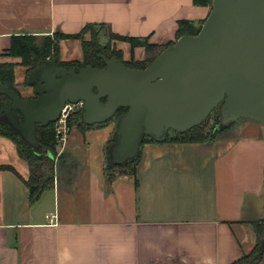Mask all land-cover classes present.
<instances>
[{
  "label": "crops",
  "instance_id": "1",
  "mask_svg": "<svg viewBox=\"0 0 264 264\" xmlns=\"http://www.w3.org/2000/svg\"><path fill=\"white\" fill-rule=\"evenodd\" d=\"M212 1L0 0V64L12 62L14 37L76 35L90 25L168 48L179 39V22L202 27ZM121 45L124 62L132 54L147 60L144 48ZM59 47L60 56L75 50L80 60L81 41ZM106 124L73 133L74 173L65 179L56 166L52 186L34 204L30 167L0 135V165L21 177L0 171V264H236L253 254L255 224L264 221V126L242 120L234 134L212 142H178L176 134L163 144L146 140L135 172L110 182L106 148L118 124ZM104 126L105 135H89Z\"/></svg>",
  "mask_w": 264,
  "mask_h": 264
},
{
  "label": "water",
  "instance_id": "2",
  "mask_svg": "<svg viewBox=\"0 0 264 264\" xmlns=\"http://www.w3.org/2000/svg\"><path fill=\"white\" fill-rule=\"evenodd\" d=\"M101 59L104 68L79 71L47 61L29 74L37 99L0 83L11 102L0 107V123L39 154L38 128L57 124L67 104L82 105L87 126L126 109L109 148L112 167L135 162L146 138L163 144L172 132L200 127L218 108L220 131L242 120L264 126V0H213L198 35L181 37L145 69Z\"/></svg>",
  "mask_w": 264,
  "mask_h": 264
},
{
  "label": "trees",
  "instance_id": "3",
  "mask_svg": "<svg viewBox=\"0 0 264 264\" xmlns=\"http://www.w3.org/2000/svg\"><path fill=\"white\" fill-rule=\"evenodd\" d=\"M212 0H195L196 5L207 6L211 3ZM178 38L180 39L183 36H196L198 35L201 27H196L191 22H179L178 24ZM103 26L90 25L87 26L83 31L76 35H55L54 37L58 41L64 40H79L82 42V52L83 59L81 63H61L62 66L66 68H76L77 70L84 67H97L104 68V62L101 59L102 55L108 56L111 59H117L120 62L124 63L130 69H145L151 62H153L167 47H160L158 45H152L149 43L148 39H137V38H129L124 36L112 35L111 37L122 43L130 44L132 52L137 48H144L146 53L148 54V58L146 61L138 62L135 60V57L132 54V61L124 62L123 61V52H114L111 55L108 51H102L103 48L100 42L97 40L94 43H87L83 39V35L87 32L93 33L95 36H101L104 32L102 29ZM101 29V30H97ZM45 38V37H44ZM40 37L36 36H17L12 39V45L10 50L8 51V55L15 58L22 59V65L26 68L33 67V70L39 67V65L34 66L37 62H41L53 57L60 61V47L59 44L56 43L54 45V49L51 48V44H45L43 47H38V40ZM54 53V55H53ZM102 61L103 66H98L97 62ZM34 64V65H33ZM41 66V64H40ZM80 67V68H78ZM15 72L14 66L12 63L1 64L0 65V83L14 89L15 84ZM0 98H4L6 102L8 101L4 95L0 94ZM0 101V107H3L6 104ZM118 113L121 114L120 119L127 113L126 109H121ZM203 125L193 129L192 131L185 134H176V137L172 140L183 142V143H203V142H212L216 138L222 136L223 133L220 134L219 130L215 126L211 132L206 133L203 131ZM1 133L0 135L11 138L18 146L20 156L28 163L30 167V177L26 181V185L29 189V202L30 204H34L39 200L42 193L52 186L54 182V173L56 168V132L53 124L47 128H39L38 131V141L42 145V147L48 151L52 152V157H48L46 155H39L35 153L32 149L26 147L22 144L17 137L13 133H8V128L4 125H1ZM115 136L109 142L106 148V168L105 172L108 178V181H113L116 177L117 173L121 172H135V163L133 162L126 167H112L110 165V157H109V148L115 141ZM11 171L15 173L18 177H20L19 173L16 169L10 165H0V171ZM21 178V177H20ZM256 233L258 236V245L252 255L246 256L244 259L238 261L236 264H259L263 258V254H261L260 243L264 236V221L261 223L255 224Z\"/></svg>",
  "mask_w": 264,
  "mask_h": 264
},
{
  "label": "rangeland",
  "instance_id": "4",
  "mask_svg": "<svg viewBox=\"0 0 264 264\" xmlns=\"http://www.w3.org/2000/svg\"><path fill=\"white\" fill-rule=\"evenodd\" d=\"M83 39L87 43H94V44H95V41L98 40L100 42L102 48H103L102 51H104V52L108 51L111 55H113L114 52L121 51L120 50V47L122 46L121 44H124L120 41L114 40L110 35H105V32H103L100 37L95 36L91 32H87L83 35ZM60 42L61 41L56 40L55 37H45V38L42 37L41 39L38 40L37 44H38V47H43L45 44L50 43L51 48L54 49V45L56 46V43H58L60 46ZM73 44H75L77 46L75 48L76 50H80L79 49L80 46H78L79 45L78 43L73 42ZM71 51L72 50H70V53L68 52V54L70 56L67 55V58H66V57L61 55L60 60L62 59L63 62L66 61L64 63H72V64L81 63L82 52L80 55V60H77L78 55L76 54V51L75 50H73L72 52ZM53 55H54V53H53ZM9 58H10V60H12V62H9V63H12L14 66V72H15L14 89H15V91L17 93H19L23 99H35L36 95H35L34 89L29 86V74L31 73V71H33V67H30V68L24 67L22 65V59L21 58H15V57H11V56H9ZM50 58H53V57H50ZM47 59H49V58H47ZM5 64H7V63H5ZM40 64L43 65L44 61L37 62L35 65L34 64L33 65L34 66H36V65L40 66ZM97 64H98V66H103L102 61L97 62ZM78 68H80V67H78ZM0 101L4 102L3 104L9 103V101L6 102V100L4 98H0ZM72 109L73 110L70 111L69 114L67 115V120H66V123L68 126L67 127V141L65 143L62 141L64 134L57 132V128L60 124H53L55 132L57 133L56 143H55V148H56V153H57V155H56V166H58L59 171L62 173V177L65 179H67L68 176L70 177L74 173V170L76 169L77 164H78V161L76 160V158H74L72 156V153L69 151L70 145H68V142L72 138L73 133L77 132V131L78 132L79 131L85 132L90 127H95V126H87L83 123V120H82L83 109H82L81 105L74 106V107H72ZM120 117H121V114L117 113L112 120L107 122L106 125H110V122L112 123V121L115 122L116 124H118ZM1 123H0V127H1V125H3ZM219 124H220V108L216 109L213 112V114L202 124L203 125L202 128H203V131H205L206 133L209 134V132H211L215 126L218 127ZM102 125H104V124H102ZM234 125L228 129H226V130H223V131H220L218 128L217 129L219 130L220 134L223 133L222 136L232 135V134H234V130H235ZM5 127H7V126H5ZM108 127L109 126H104L101 129L92 130L91 131L92 133H90L89 135L94 134V138L98 139L97 138L98 136L106 134V132L108 131ZM7 128H8L7 129L8 133H13L22 144H24L26 147H28L12 129H10L9 127H7ZM0 133H1V128H0ZM170 136H174V133L172 132L170 134ZM146 140L149 141L148 138H146L144 141H146ZM62 150H64L65 152L60 153V151H62ZM51 153L52 152H48L42 147V150L39 153V155H46L48 157H52ZM54 176H55V173H54Z\"/></svg>",
  "mask_w": 264,
  "mask_h": 264
},
{
  "label": "built area",
  "instance_id": "5",
  "mask_svg": "<svg viewBox=\"0 0 264 264\" xmlns=\"http://www.w3.org/2000/svg\"><path fill=\"white\" fill-rule=\"evenodd\" d=\"M82 106V105H81ZM72 110V105L71 104H67L64 108V110L62 111V118L61 120L57 123L60 124L57 128V132L58 133H62L64 134L62 141L65 143L67 141V115L69 114V112Z\"/></svg>",
  "mask_w": 264,
  "mask_h": 264
},
{
  "label": "flooded vegetation",
  "instance_id": "6",
  "mask_svg": "<svg viewBox=\"0 0 264 264\" xmlns=\"http://www.w3.org/2000/svg\"><path fill=\"white\" fill-rule=\"evenodd\" d=\"M103 56V55H102ZM101 56V57H102ZM55 58H49V59H47L45 62H44V64L47 62V61H49V60H54ZM56 61H57V63H58V66L59 67H63V68H66L65 66H62L61 65V63H64V62H62L61 60L60 61H58L57 59H55ZM43 64V65H44ZM43 65H41V66H43ZM41 66H39V67H41ZM39 67H37V68H39ZM36 68V69H37ZM66 69H68V68H66ZM71 69H75L76 71H79V70H77L76 68H70V69H68V70H71ZM82 69V68H81ZM35 70V69H34ZM32 72V71H31ZM30 86V85H29ZM31 87V86H30ZM33 89H34V92H35V88L34 87H32ZM19 94V93H18ZM20 95V94H19ZM35 95H36V93H35ZM38 97H37V95H36V98L35 99H37ZM8 101H9V99H8ZM9 104H11V102L9 101V103L8 104H6V105H4V106H7V105H9ZM72 105V107H74V106H77V105H73V104H71ZM73 110V109H72ZM71 110V111H72ZM61 118H62V115H61ZM21 120V122H23V120L22 119H20ZM61 120V119H60ZM2 121V119H0V122ZM68 127V126H67ZM40 128V127H39ZM39 128H38V131H39ZM57 136V133H56V135H55V137ZM150 140V139H149Z\"/></svg>",
  "mask_w": 264,
  "mask_h": 264
}]
</instances>
